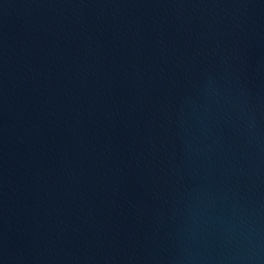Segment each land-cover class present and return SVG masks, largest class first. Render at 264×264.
<instances>
[{
    "label": "water",
    "instance_id": "obj_1",
    "mask_svg": "<svg viewBox=\"0 0 264 264\" xmlns=\"http://www.w3.org/2000/svg\"><path fill=\"white\" fill-rule=\"evenodd\" d=\"M0 264H264V0H0Z\"/></svg>",
    "mask_w": 264,
    "mask_h": 264
}]
</instances>
